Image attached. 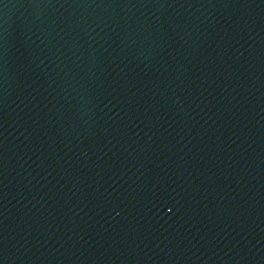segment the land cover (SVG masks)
Masks as SVG:
<instances>
[{
	"label": "water",
	"instance_id": "95a60500",
	"mask_svg": "<svg viewBox=\"0 0 264 264\" xmlns=\"http://www.w3.org/2000/svg\"><path fill=\"white\" fill-rule=\"evenodd\" d=\"M0 264H264V0H0Z\"/></svg>",
	"mask_w": 264,
	"mask_h": 264
}]
</instances>
